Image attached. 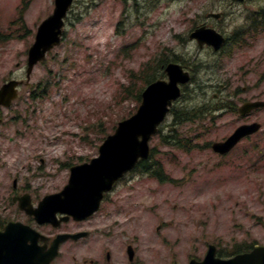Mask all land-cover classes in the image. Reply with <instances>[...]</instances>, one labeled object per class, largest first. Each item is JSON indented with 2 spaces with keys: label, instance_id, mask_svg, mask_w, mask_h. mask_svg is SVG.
<instances>
[{
  "label": "rangeland",
  "instance_id": "rangeland-1",
  "mask_svg": "<svg viewBox=\"0 0 264 264\" xmlns=\"http://www.w3.org/2000/svg\"><path fill=\"white\" fill-rule=\"evenodd\" d=\"M53 2L0 0V86L11 78H25L27 52L38 26L52 14ZM131 4L132 0H76L62 45L32 75L33 89L46 88L53 95L30 105L32 113L27 116L30 102L25 98L30 96L23 89L21 102L3 112L7 122L0 129V137H6V143L9 137H22L17 146L23 150L0 149V185H11V175L19 171L27 176L24 167L33 162L28 156L37 152L41 157L32 165L34 170L42 168L36 169L34 183L48 189L64 183L68 175L64 165L96 156L110 129L134 111L136 104L126 100L124 91L132 86L131 77L141 74L147 63L154 64L163 52L175 51L187 60L190 69L201 61L208 70L196 69L199 82L205 87H220L227 92L225 100L237 107L246 100H264V29L236 37L234 48L217 56L199 50L188 38L195 23L202 21L232 37L237 29L249 25L250 16L264 8V0L245 4L166 0L156 7L148 5L153 10L141 4L144 15L139 16L126 14ZM211 12L224 16L208 21ZM202 76L206 80L200 79ZM140 87L141 80H136V89ZM61 110L70 118H62ZM251 121L264 126V109L246 119L227 110L213 125L185 128L192 135L199 127L211 130L197 132L203 135L196 142L198 148L189 153L163 146L158 137L152 139L151 145L162 154L172 182H140L135 174L128 180L136 190L134 196H138L134 201L142 200L144 194L152 199L148 210L157 220L140 208L135 224L142 239H155L158 263L202 259L208 246L215 243L226 253L251 243L264 246V127L228 156H217L210 149L213 142ZM54 137L62 139L50 146L46 138L51 141ZM3 142L1 139L0 145ZM161 224L165 225L163 230L155 229Z\"/></svg>",
  "mask_w": 264,
  "mask_h": 264
},
{
  "label": "water",
  "instance_id": "water-1",
  "mask_svg": "<svg viewBox=\"0 0 264 264\" xmlns=\"http://www.w3.org/2000/svg\"><path fill=\"white\" fill-rule=\"evenodd\" d=\"M73 0H56V9L53 16L45 21L39 29L36 44L30 50L28 76L30 77L34 65L45 58L48 50L60 43L62 34L63 18L66 16ZM192 39H197L201 45L205 43L212 45L219 50L225 43V39L213 29L202 27L196 30ZM170 76V83L157 82L151 85L143 94V105L138 114L132 119L120 124L115 135L109 137L101 147V156L92 161L91 164H85L72 169L70 186L64 192L65 195H73V199L86 202V207L93 201H98L103 191L112 187L113 183L122 177L126 172L135 167L139 158L149 156L148 142L152 135L157 132V127L163 122L168 113V107L176 100L180 91L179 83L189 81V75L184 73L182 68L176 65H170L167 69ZM18 83L12 82L6 85L0 96V104H9L10 98L14 96L15 87ZM258 108H264V102H247L240 107L241 115L251 113ZM261 125L254 123L243 125L225 142L214 144V150L221 154H226L244 137L258 132ZM142 138V139H140ZM73 192H76L74 196ZM57 200L50 197L41 203L38 211V217L44 222L51 221L50 214L54 211ZM50 212V214H49ZM16 229L7 227L5 232L0 231V253H6L7 257H16L17 235L23 243V251L28 253L23 259V264H42L36 257L39 254L33 251L26 243L30 240V235L25 230L17 233ZM60 241L57 240L49 259L50 261L57 254ZM25 247V248H24ZM21 249V248H20ZM25 255V253H24ZM17 263L14 260L13 264ZM192 264H198L192 261ZM201 264H264V247L256 246L251 253L238 255L230 260L216 258V248L210 246L206 259Z\"/></svg>",
  "mask_w": 264,
  "mask_h": 264
},
{
  "label": "flooded vegetation",
  "instance_id": "flooded-vegetation-1",
  "mask_svg": "<svg viewBox=\"0 0 264 264\" xmlns=\"http://www.w3.org/2000/svg\"><path fill=\"white\" fill-rule=\"evenodd\" d=\"M18 180L22 182V178ZM63 188L64 185H61L55 192ZM23 195L30 197L33 207L42 197L40 190L29 183L17 181L12 188L0 189V229L3 230L11 222L22 223L45 235L47 246L59 235L72 236L60 245L53 264H166L157 262L155 239H142L136 219H131L140 204L120 200L124 195L118 191L112 193L109 200H104L99 210L81 220L74 217L64 220L66 215L58 214L57 225L38 224L34 216L22 211L15 198ZM118 203L124 206L120 210L116 207ZM162 226L165 228L164 224ZM45 243L41 241L39 245Z\"/></svg>",
  "mask_w": 264,
  "mask_h": 264
},
{
  "label": "trees",
  "instance_id": "trees-1",
  "mask_svg": "<svg viewBox=\"0 0 264 264\" xmlns=\"http://www.w3.org/2000/svg\"><path fill=\"white\" fill-rule=\"evenodd\" d=\"M165 62H167V61L164 60V59L159 60L158 62H156L155 67L153 69H152V66L148 65L147 72H153V73L157 72L158 68H159V70H161L162 66L164 65ZM150 76L151 75L149 74V75H146L145 77L141 76V78H143L142 79L143 81L147 82L150 79L149 78ZM159 76H162V73H160ZM150 81H148V82H150ZM203 88H204V86H202V85L198 86V90H200V89L202 90ZM137 98L140 99V95H138ZM209 111H211V109H207V108H205L203 106L194 107V108H191V109L182 108V109H178V110H173L174 120L177 121V122H183V121L190 122V121H193V119H195V120L198 119V117L202 116V114L207 113ZM172 133L175 134L174 129L172 130ZM220 255L225 256L224 253H220Z\"/></svg>",
  "mask_w": 264,
  "mask_h": 264
}]
</instances>
